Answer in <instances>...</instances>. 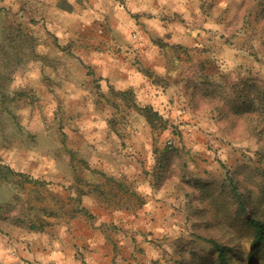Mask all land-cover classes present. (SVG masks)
Segmentation results:
<instances>
[{"label": "crops", "instance_id": "obj_1", "mask_svg": "<svg viewBox=\"0 0 264 264\" xmlns=\"http://www.w3.org/2000/svg\"><path fill=\"white\" fill-rule=\"evenodd\" d=\"M64 2L71 27L59 30L66 40L83 41L84 63V69L77 67L84 77L66 82L71 89L64 96L100 100V107H80L85 113L80 134L95 142L98 157L75 176L70 161H63L68 175L56 170L61 162H48L55 169L54 193L32 204L28 220L16 217L12 225H0V264H166L164 232L183 210L184 194L176 190V178L163 186V162L154 149L172 132L153 131L135 110L120 112L117 102L125 98L111 89L132 93L138 105L153 106L164 117L179 98L189 104L207 99L200 94L206 89L202 82L229 72L228 51L210 50L208 44L224 42L230 33L232 0H95L85 2L87 7L81 0ZM132 33L140 38L137 52L116 41L129 42ZM215 59L219 69L209 73ZM111 117L127 124L113 129ZM194 118L189 122L208 130ZM190 128L183 129L182 139L193 152L202 144L200 133Z\"/></svg>", "mask_w": 264, "mask_h": 264}, {"label": "rangeland", "instance_id": "obj_2", "mask_svg": "<svg viewBox=\"0 0 264 264\" xmlns=\"http://www.w3.org/2000/svg\"><path fill=\"white\" fill-rule=\"evenodd\" d=\"M81 1L87 7L85 2L95 0ZM66 3L0 0V166L5 167L0 172L1 226L12 225L16 217L28 220L33 203L39 205L51 198L54 191L50 175L55 169L49 161L61 162L56 168L61 175L69 174L63 161H70L75 176L78 171L85 173L83 169L89 168V161L98 157L95 142L80 134L85 125V113L80 107L89 103L100 107V100L64 96L71 89L66 82L84 77L78 71L84 69L80 55L83 41L66 40L59 30L71 27V21L63 15ZM231 17L230 33L224 42L210 39L208 47L213 51L225 48L229 53L225 60L229 95L233 83H240L242 96L253 97L262 91L264 98V0H232ZM116 41L134 50L131 40L123 37ZM217 61L208 63L209 73L219 69ZM250 85L256 90L246 92L245 86ZM78 90L79 87L73 92ZM82 90L85 93L89 89ZM183 100L189 109L188 100ZM223 100L227 103L222 108L210 111L200 109L195 113L190 108L188 115L175 123L184 129L190 126L191 117L196 119L195 115L208 130L197 127L200 123L190 128L200 133L202 145L196 151H186L184 180L197 183L192 187L176 178L175 187L184 194V204L178 219L164 232V244L168 246L163 248L166 264H210L216 254L209 240L233 251L228 252L230 264H264V248L251 247V229L241 219L230 218L235 216L237 207L228 180L234 179L250 210L255 207L253 211L264 219V99H242L241 109L234 107L235 99ZM248 101L256 104V112L242 113ZM117 103L118 110L126 115L128 110H134L124 99ZM107 105H112L111 100ZM175 106L166 113L172 122L178 113ZM108 122L113 129L127 124V120L115 117ZM176 139L170 134L163 144L173 140L175 145ZM188 168L193 169V175H188ZM213 182L216 193L220 192V208L216 210L200 199V185ZM72 183V187L80 184Z\"/></svg>", "mask_w": 264, "mask_h": 264}, {"label": "trees", "instance_id": "obj_3", "mask_svg": "<svg viewBox=\"0 0 264 264\" xmlns=\"http://www.w3.org/2000/svg\"><path fill=\"white\" fill-rule=\"evenodd\" d=\"M220 76V80L218 81H211V79H206L204 82H202L203 86L206 87V89H202L200 94L201 96H203V98L207 99H190V108L195 109L196 112H198L200 109H207L210 111L213 110L215 107L222 108L224 104L227 103V101L223 99H235L233 103L235 104L234 107L236 109H241L239 104L244 102V100L242 99H264L262 91H260L253 97L242 96V88L241 86H239L240 83H233L232 91L229 95L227 92V82H230L229 73H221ZM245 89L246 92L256 90L254 85L245 86ZM111 92H113L115 96H123L125 98L124 100L129 102L133 109L138 112L143 118H145V120L150 125L153 131L164 132L167 130H171L174 139H176V137H179V139H176L175 145L172 147L168 146L166 143H162L160 146L154 149L157 155H161L159 159L161 160V162H163V186H165V184L168 181H171L173 178H180L183 184H190L192 187L196 185V180V182L192 181L191 179H189L188 181L184 180V177L187 178L185 175V171L187 170L185 153L188 149L186 148L185 144H183L181 139V137L183 136V129L181 127L179 129L175 124H173L170 116L164 113V117L163 114L157 111L153 106L138 105L134 101L132 93L115 92L112 91V89ZM248 102L246 103V109L242 111V113L250 114L256 112V104L253 105L254 103L252 101ZM174 105H176V101L174 102ZM190 125L196 126V123L192 124L190 122ZM197 127H199V125H197ZM2 169H5V167L0 166V172H2ZM25 178L27 180H30V178L28 177ZM228 180L230 185V195L231 198L236 202L237 207L235 216L230 218H232L233 220L237 218L241 219L242 223L251 229L252 248H264V219L259 217L257 211H253L255 207L252 206L250 210V204L247 203L245 196L241 194L239 189L240 187H237L234 182V179L228 177ZM200 188H203L200 196L202 202H209V205L213 207L214 210L219 209L220 201L218 199V194H220V192L216 193V182L202 184L200 185ZM208 242L214 246L216 254V259H214V261L212 259L210 264H230V255L228 254V252L232 253L233 251L229 248L221 247L213 240H209ZM250 259L251 258H249V260ZM207 264H209V262H207Z\"/></svg>", "mask_w": 264, "mask_h": 264}, {"label": "built area", "instance_id": "obj_4", "mask_svg": "<svg viewBox=\"0 0 264 264\" xmlns=\"http://www.w3.org/2000/svg\"><path fill=\"white\" fill-rule=\"evenodd\" d=\"M131 41L134 46V51L137 52L139 50L138 45L140 44V38L137 33H133L131 35ZM176 106H178V113L173 119L174 124L179 123L182 118H185L188 115L189 109L184 104V100L179 98L176 100ZM168 146L172 147L174 146V141L170 140L168 141Z\"/></svg>", "mask_w": 264, "mask_h": 264}]
</instances>
